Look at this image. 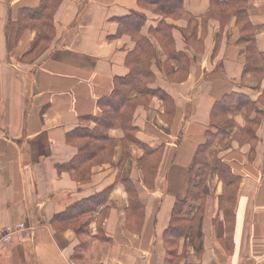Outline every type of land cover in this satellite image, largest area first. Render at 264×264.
<instances>
[{
	"label": "crops",
	"instance_id": "crops-1",
	"mask_svg": "<svg viewBox=\"0 0 264 264\" xmlns=\"http://www.w3.org/2000/svg\"><path fill=\"white\" fill-rule=\"evenodd\" d=\"M223 5L182 0L166 16L141 0H0V231L26 225L0 243V264H264V73L245 72ZM246 6L264 53V0ZM134 13L157 50L148 87L167 97L133 115L152 151L114 129L111 160L79 178L71 136L96 127L129 75L136 43L119 21ZM162 21L177 60L151 33Z\"/></svg>",
	"mask_w": 264,
	"mask_h": 264
},
{
	"label": "trees",
	"instance_id": "trees-1",
	"mask_svg": "<svg viewBox=\"0 0 264 264\" xmlns=\"http://www.w3.org/2000/svg\"><path fill=\"white\" fill-rule=\"evenodd\" d=\"M141 1L145 5L154 6L159 14L162 13L166 16L176 15L182 9V0ZM214 1L224 3L225 5L223 6L226 8L224 11L229 10L230 15L233 16L235 14L238 18L239 27L243 32L241 40L246 42L248 46L245 72L264 73V53H260L256 49L255 33L247 17L246 4L249 0H229L226 3L221 0ZM145 21L146 17L139 13H134L130 17L119 21V34H129L136 43L135 50L127 57L130 73L125 78H118L115 81L113 93L100 101L99 106L102 115L96 120V127L94 129H78L71 136V141H74L79 147V155L75 162L68 167V170L74 172L79 178L85 175L84 172H78V168L85 162L93 160V162L97 161L102 164L111 160L115 142L111 138L110 132L114 129L123 131L125 147L130 143H135L143 146L148 155L152 151L135 138L136 129L132 125L133 115L140 104H147L154 96L167 99L165 93L148 87L154 79L151 66L157 56V50L146 37L141 35ZM151 33L158 38L160 37L161 46L168 60H177L171 36V27L165 21H162ZM229 101L228 99L223 100V102L216 105L215 110L230 108L232 105ZM213 141V136L211 135L208 143L202 148V151H204L201 154H204L205 150L210 148ZM155 160L156 158L151 159L152 164H156ZM151 167L153 172L154 168L153 166Z\"/></svg>",
	"mask_w": 264,
	"mask_h": 264
},
{
	"label": "built area",
	"instance_id": "built-area-1",
	"mask_svg": "<svg viewBox=\"0 0 264 264\" xmlns=\"http://www.w3.org/2000/svg\"><path fill=\"white\" fill-rule=\"evenodd\" d=\"M22 229H26V225L24 223H20L16 225L15 227L8 228L5 230L0 231V243L1 244H6L9 243L12 236L17 232Z\"/></svg>",
	"mask_w": 264,
	"mask_h": 264
},
{
	"label": "rangeland",
	"instance_id": "rangeland-1",
	"mask_svg": "<svg viewBox=\"0 0 264 264\" xmlns=\"http://www.w3.org/2000/svg\"><path fill=\"white\" fill-rule=\"evenodd\" d=\"M224 11V10H223ZM221 12L220 14L218 13V17L217 18H219L218 20H221L223 23L225 22H227L228 21V14H229V10H227V11H224V12ZM235 15V14H234ZM236 16V15H235ZM237 17V16H236ZM238 19V18H237ZM240 30H241V28H240ZM241 32H242V30H241ZM241 139V140H240ZM236 140L237 141H245V139L243 138V137H237L236 136Z\"/></svg>",
	"mask_w": 264,
	"mask_h": 264
}]
</instances>
